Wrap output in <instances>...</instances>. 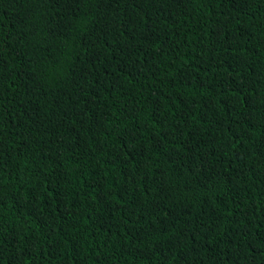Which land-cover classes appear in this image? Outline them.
<instances>
[{
  "label": "trees",
  "instance_id": "16d2710c",
  "mask_svg": "<svg viewBox=\"0 0 264 264\" xmlns=\"http://www.w3.org/2000/svg\"><path fill=\"white\" fill-rule=\"evenodd\" d=\"M0 264H264V0H0Z\"/></svg>",
  "mask_w": 264,
  "mask_h": 264
}]
</instances>
